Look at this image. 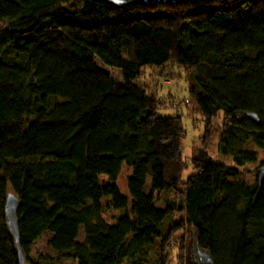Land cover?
Returning <instances> with one entry per match:
<instances>
[{"label":"trees","instance_id":"16d2710c","mask_svg":"<svg viewBox=\"0 0 264 264\" xmlns=\"http://www.w3.org/2000/svg\"><path fill=\"white\" fill-rule=\"evenodd\" d=\"M166 66L184 74L187 109L204 134L220 117L218 151L236 167L253 163L255 154L239 146L250 139L264 150V0L120 9L0 0V264H17L2 215L6 192L18 201L25 261L48 232L47 246L76 264H149L151 253L154 264H170V238L175 264H194L192 245L212 264H264V177L231 182L236 168L193 146V173L181 178V117L156 115L180 103L135 81L144 68ZM123 167L126 194L118 189ZM154 194L163 208L153 206ZM105 209L120 213L106 220Z\"/></svg>","mask_w":264,"mask_h":264},{"label":"rangeland","instance_id":"374dc122","mask_svg":"<svg viewBox=\"0 0 264 264\" xmlns=\"http://www.w3.org/2000/svg\"><path fill=\"white\" fill-rule=\"evenodd\" d=\"M122 56L125 57V54L122 53ZM93 63L100 67L98 61L94 58ZM168 66V65H167ZM166 67H163L162 70H158L156 68H144L140 76H138L135 81L138 85L145 87L148 86L155 92V97L158 100L164 99L167 97V94L172 97V99L177 100L180 104L177 105L176 108L166 107H157L156 115L157 116H179L182 128H183V140L180 148V162L183 166H185L181 171V178L184 180L187 175L192 174L193 171L190 169L188 165V157H189V148L190 147H201L205 152L209 155L211 160L214 163H219L225 166L233 167L238 170L237 177L231 179V182H243L244 184H251L254 182L256 178V169L260 165L259 163L264 161V150L259 149L254 146L250 139L245 140L239 148L245 151H251L255 154V160L253 163H244L241 166L236 167L232 161L230 156L221 154L217 149V143L219 139V134L221 132V121L220 117L217 116V119L212 121L206 127V134H204V124L202 123L199 115L194 111V108L188 110L187 108L193 107V103L190 102V95L188 93L186 82L184 80V74L177 70V68H172L173 71L168 73ZM171 70V69H170ZM109 74L112 80H120L119 71L115 68L109 69ZM161 75V76H160ZM172 75V77H170ZM177 75V77H176ZM172 78V79H171ZM169 80V82H165L163 80ZM183 99L189 100L190 104L184 106L182 102ZM195 112V113H194ZM189 114V115H188ZM202 136V137H201ZM205 136V139H204ZM202 139H204L202 141ZM127 173V169L124 167L121 169L120 174L118 176V189L122 194L125 193L124 179ZM145 187V188H144ZM144 192L146 193L148 190V177L146 176L145 183L143 186ZM170 196V195H169ZM154 201L153 206L155 208H163V205L160 200L156 199V195H153ZM108 197H102L101 203L108 201ZM120 211L113 210H103L101 215L106 220H110L111 217L119 215ZM176 220V217L173 218ZM192 234L191 229L187 230L188 235ZM50 234L48 232L41 233L31 244L28 250L27 259L25 264H76L75 261L66 256H59L57 253L52 251L46 244L47 239ZM83 237L81 227L78 228L77 232V241H81ZM190 239V238H189ZM173 239H169L166 244V250L169 253V262L170 264L174 263V256L172 252L173 248ZM187 242L189 240L187 239ZM167 253V254H168ZM152 253L149 257V264H154L152 259ZM194 263V262H193ZM122 264H127L126 261H123Z\"/></svg>","mask_w":264,"mask_h":264},{"label":"water","instance_id":"95a60500","mask_svg":"<svg viewBox=\"0 0 264 264\" xmlns=\"http://www.w3.org/2000/svg\"><path fill=\"white\" fill-rule=\"evenodd\" d=\"M92 2L105 4L112 8H126L137 5L151 4V3H180V2H191L197 0H90ZM34 82L33 71L26 77V83L32 84ZM243 116L253 123L257 122V117L253 113L244 112ZM256 175L258 182L264 177V166H259L256 169ZM18 207V201L16 196L11 192H6L3 197L2 203V215L5 220L7 231L9 232L16 255L17 264H25V259L18 243V232H17V218L16 211ZM192 257L194 264H212L211 258L206 250L198 248L196 245H192Z\"/></svg>","mask_w":264,"mask_h":264},{"label":"built area","instance_id":"2783aa9c","mask_svg":"<svg viewBox=\"0 0 264 264\" xmlns=\"http://www.w3.org/2000/svg\"><path fill=\"white\" fill-rule=\"evenodd\" d=\"M182 102H183V103H185V102H186V100H185V99H183V100H182ZM181 152H182V151H181ZM181 152H180V153H181Z\"/></svg>","mask_w":264,"mask_h":264}]
</instances>
